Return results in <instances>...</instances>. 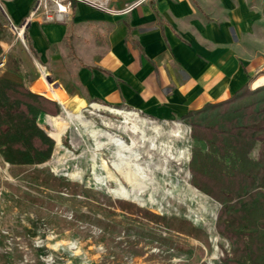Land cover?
Listing matches in <instances>:
<instances>
[{
	"label": "rangeland",
	"instance_id": "rangeland-1",
	"mask_svg": "<svg viewBox=\"0 0 264 264\" xmlns=\"http://www.w3.org/2000/svg\"><path fill=\"white\" fill-rule=\"evenodd\" d=\"M3 23L0 78L56 101L20 25ZM75 105L38 118L55 143L47 161L0 157V264H224L232 250L217 228L221 202L205 193L218 189L192 182L191 151L205 146L190 126L102 100Z\"/></svg>",
	"mask_w": 264,
	"mask_h": 264
},
{
	"label": "crops",
	"instance_id": "crops-1",
	"mask_svg": "<svg viewBox=\"0 0 264 264\" xmlns=\"http://www.w3.org/2000/svg\"><path fill=\"white\" fill-rule=\"evenodd\" d=\"M32 3L0 2V27H22L60 112L91 99L180 118L264 84V0H84L63 22H28Z\"/></svg>",
	"mask_w": 264,
	"mask_h": 264
},
{
	"label": "trees",
	"instance_id": "trees-1",
	"mask_svg": "<svg viewBox=\"0 0 264 264\" xmlns=\"http://www.w3.org/2000/svg\"><path fill=\"white\" fill-rule=\"evenodd\" d=\"M59 112L52 98L0 78L3 161L10 165L47 161L55 143L38 118L41 113ZM180 120L205 146L192 149L188 167L192 182L204 178L209 184L199 188L218 189L205 193L221 202L217 228L232 250L231 256H223L224 264H264V84L251 88L245 83L229 97L189 110ZM64 185L61 188L72 189L69 182ZM244 189L258 193L244 202L240 196Z\"/></svg>",
	"mask_w": 264,
	"mask_h": 264
},
{
	"label": "built area",
	"instance_id": "built-area-1",
	"mask_svg": "<svg viewBox=\"0 0 264 264\" xmlns=\"http://www.w3.org/2000/svg\"><path fill=\"white\" fill-rule=\"evenodd\" d=\"M79 1L84 0H33L29 18L26 20L29 22L32 18L40 17L45 22H63L71 13L73 4ZM20 29L22 30V27Z\"/></svg>",
	"mask_w": 264,
	"mask_h": 264
},
{
	"label": "water",
	"instance_id": "water-1",
	"mask_svg": "<svg viewBox=\"0 0 264 264\" xmlns=\"http://www.w3.org/2000/svg\"><path fill=\"white\" fill-rule=\"evenodd\" d=\"M49 96H51L50 94H48Z\"/></svg>",
	"mask_w": 264,
	"mask_h": 264
}]
</instances>
